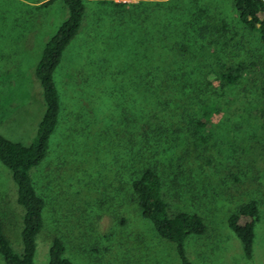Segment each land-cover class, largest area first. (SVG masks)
Instances as JSON below:
<instances>
[{
	"label": "rangeland",
	"instance_id": "1",
	"mask_svg": "<svg viewBox=\"0 0 264 264\" xmlns=\"http://www.w3.org/2000/svg\"><path fill=\"white\" fill-rule=\"evenodd\" d=\"M33 1L0 0V135L24 145L44 109L36 65L68 15L62 0L30 13L25 3ZM111 1L84 0L80 29L53 73L60 118L45 158L29 172L45 201L33 264H46L54 237L73 264H179L174 244L141 216L131 189L147 166L161 179L170 213L190 211L204 221V233L183 242L192 264H264V44L258 33L238 20L232 0H200L211 19L226 24L218 33L221 60L213 66L240 62L242 76L207 96L221 114L210 131H139L150 110L147 82L137 79L146 65L141 44L159 27L154 17L162 16L166 0L131 2L147 4L143 19L135 18L138 9L117 12ZM198 108L190 106L188 117L200 115ZM159 124L169 125L160 119L154 127ZM250 200L259 217L247 259L227 218ZM22 215L10 172L0 163V220L16 252Z\"/></svg>",
	"mask_w": 264,
	"mask_h": 264
},
{
	"label": "trees",
	"instance_id": "2",
	"mask_svg": "<svg viewBox=\"0 0 264 264\" xmlns=\"http://www.w3.org/2000/svg\"><path fill=\"white\" fill-rule=\"evenodd\" d=\"M62 1L68 15L44 45L35 68V77L42 89L44 109L34 138L29 145H24L0 135V163L10 172L16 187V202L23 208L20 252L13 249L0 220V256L4 264H33L36 238L43 223L45 201L37 193L29 172L45 158L49 138L60 118V101L53 73L65 47L78 33L85 14L84 0ZM52 2L46 0L40 6L47 7ZM110 4L120 13L135 14L138 9L136 19H143L142 14L146 13V3L140 5L111 1ZM232 5L238 20L255 30L264 44V0H232ZM162 10L161 17H154L155 21L158 18L159 27L153 31L149 29L150 38L145 37L142 40L144 44H141L146 65L137 72V79L147 82L150 114L139 131L155 128L154 131L208 132L212 121H217L221 114L215 102L207 100V96L219 88H232L243 73L240 62L236 66H225L221 61V66H213L221 60L218 33L226 24L211 19L207 5L200 4V0H186L184 3L166 0ZM155 91L156 97L152 96ZM195 105L202 113L188 117L190 106L194 108ZM172 108L178 113L174 114ZM262 110L264 107H260V111L264 112ZM175 117L180 121L178 126L174 124ZM160 119L169 125L154 127L155 121ZM131 189L141 216L150 222L160 238L174 244L179 264H192L183 242L189 235L204 233L202 217L185 210L170 213L164 200L161 179L152 167L147 166L140 171L131 181ZM242 217L248 219L240 224ZM258 217L257 204L250 200L238 206L227 218V225L240 240L247 259L251 258L253 229ZM64 251L62 241L54 237L48 249L46 264H73L64 256Z\"/></svg>",
	"mask_w": 264,
	"mask_h": 264
},
{
	"label": "crops",
	"instance_id": "3",
	"mask_svg": "<svg viewBox=\"0 0 264 264\" xmlns=\"http://www.w3.org/2000/svg\"><path fill=\"white\" fill-rule=\"evenodd\" d=\"M44 1H46V0H36V1H33V2H26L25 4H26V6H28L30 9H29V12L30 13H32V10L34 11V12H36V8H40V9H42V8H46V7H41L40 5H41V3L42 2H44ZM63 2V1H62ZM64 4V3H63ZM49 6V5H48ZM47 6V7H48ZM65 6V5H64ZM63 22V21H62ZM61 22V23H62ZM19 38L20 39H23V35L22 34H19Z\"/></svg>",
	"mask_w": 264,
	"mask_h": 264
},
{
	"label": "built area",
	"instance_id": "4",
	"mask_svg": "<svg viewBox=\"0 0 264 264\" xmlns=\"http://www.w3.org/2000/svg\"><path fill=\"white\" fill-rule=\"evenodd\" d=\"M114 2H126V3H131L134 2V0H113Z\"/></svg>",
	"mask_w": 264,
	"mask_h": 264
}]
</instances>
